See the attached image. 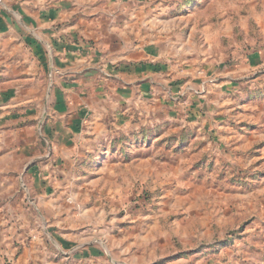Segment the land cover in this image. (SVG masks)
<instances>
[{
    "label": "rangeland",
    "instance_id": "obj_1",
    "mask_svg": "<svg viewBox=\"0 0 264 264\" xmlns=\"http://www.w3.org/2000/svg\"><path fill=\"white\" fill-rule=\"evenodd\" d=\"M2 1L161 72L55 151L0 117V264H264V0Z\"/></svg>",
    "mask_w": 264,
    "mask_h": 264
},
{
    "label": "crops",
    "instance_id": "obj_2",
    "mask_svg": "<svg viewBox=\"0 0 264 264\" xmlns=\"http://www.w3.org/2000/svg\"><path fill=\"white\" fill-rule=\"evenodd\" d=\"M27 3L14 4L16 24L0 12V117L10 124L28 121L23 126L25 148L47 144L55 151L58 138L67 142L85 130L96 107L132 93L143 99L159 92L158 63L137 61L120 43L99 56L92 54L68 33L73 22L60 24L62 8ZM0 6L6 7L3 1ZM165 84L170 88L167 79ZM34 106H41L38 113ZM35 113L39 138L35 122L29 123Z\"/></svg>",
    "mask_w": 264,
    "mask_h": 264
}]
</instances>
